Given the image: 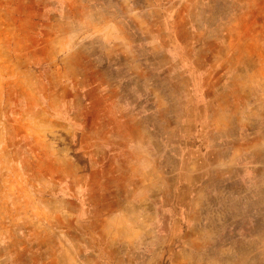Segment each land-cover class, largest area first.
Returning <instances> with one entry per match:
<instances>
[{"label": "rangeland", "instance_id": "1", "mask_svg": "<svg viewBox=\"0 0 264 264\" xmlns=\"http://www.w3.org/2000/svg\"><path fill=\"white\" fill-rule=\"evenodd\" d=\"M0 264H264V0H0Z\"/></svg>", "mask_w": 264, "mask_h": 264}]
</instances>
